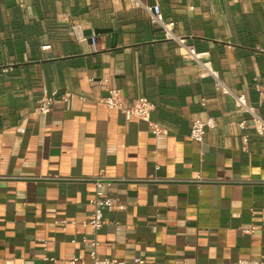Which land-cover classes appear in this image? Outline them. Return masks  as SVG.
<instances>
[{
    "label": "crops",
    "instance_id": "obj_1",
    "mask_svg": "<svg viewBox=\"0 0 264 264\" xmlns=\"http://www.w3.org/2000/svg\"><path fill=\"white\" fill-rule=\"evenodd\" d=\"M156 1L220 84L161 38L135 0H0V264H91L80 238L90 236L81 221L94 186L80 178L99 175L117 202L97 232L101 257L262 258L264 139L239 127L222 87L264 118V0ZM73 27L110 31L93 49ZM109 87L126 103L147 97L165 131L107 109ZM43 89L56 101L35 113ZM195 117L216 124L201 143L189 137Z\"/></svg>",
    "mask_w": 264,
    "mask_h": 264
},
{
    "label": "built area",
    "instance_id": "obj_2",
    "mask_svg": "<svg viewBox=\"0 0 264 264\" xmlns=\"http://www.w3.org/2000/svg\"><path fill=\"white\" fill-rule=\"evenodd\" d=\"M141 7L147 14L148 21L153 29L159 32L161 38L170 40L176 43L178 49H180L181 55L187 59H192L199 64L200 73L211 75L215 81L220 84L217 73L214 71L210 62L205 59H201L200 53H197L194 46L187 43L184 35H181L175 30V21L172 19H166L161 11V7L158 1L150 2H139ZM72 32L78 39H85L81 31H76L74 27ZM91 44L93 49L96 47V38L91 35ZM48 47V46H47ZM45 48V46H44ZM222 91L226 94H230L236 113H239L242 118L238 122L241 129L247 130L249 127L253 129V132L260 138L264 139V118L255 110V108L248 104L244 93L232 94L226 87H222ZM106 95L102 97L101 102L107 109H117L126 118L135 117L137 119L146 121L150 126V131L157 135L164 132L165 129L161 127L157 122L151 120V112L153 110V104L145 96H140L132 99L129 103L124 101L121 90L117 87H109L106 90ZM65 93L62 98L68 96ZM56 101V93L52 92L50 94L46 93L43 89L39 99L38 104L35 108V113L45 114L49 112L52 104ZM215 121L213 117H206L201 119L195 117L190 122L189 137L192 141L201 143L204 134L207 129H212L215 127ZM247 141V134L243 135V142ZM82 180H88L92 182L94 186V192L89 200L90 205V215L87 219L81 221V225L88 227L90 230V236H82L80 238L82 243L89 245L90 249L88 252L91 264H125L124 261H120L114 258L101 257L98 253V239L97 232L102 227L103 215L105 211H111L116 207V200L105 193L102 189V185L109 180H112L106 176H96L90 178H80ZM200 177H198V180ZM116 180V178L114 179ZM66 220H61V224H65ZM74 239H72L73 241ZM44 259L54 260L53 257L44 256ZM78 260L76 256H72L69 259L71 264ZM137 262L142 263L143 260H137ZM231 264H264V254L261 259H238Z\"/></svg>",
    "mask_w": 264,
    "mask_h": 264
},
{
    "label": "water",
    "instance_id": "obj_3",
    "mask_svg": "<svg viewBox=\"0 0 264 264\" xmlns=\"http://www.w3.org/2000/svg\"><path fill=\"white\" fill-rule=\"evenodd\" d=\"M109 31H110V29H108V28L95 27V28H92V29H84L83 30V35H84V37H86V40L88 42H91V35L96 36V35H99V34H102V33H105V32H109Z\"/></svg>",
    "mask_w": 264,
    "mask_h": 264
}]
</instances>
